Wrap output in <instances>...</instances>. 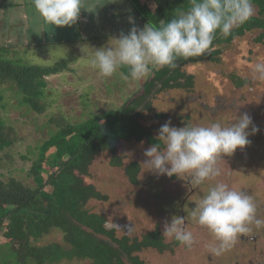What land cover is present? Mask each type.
<instances>
[{
  "label": "rangeland",
  "instance_id": "374dc122",
  "mask_svg": "<svg viewBox=\"0 0 264 264\" xmlns=\"http://www.w3.org/2000/svg\"><path fill=\"white\" fill-rule=\"evenodd\" d=\"M112 1L84 0L85 6L92 7V11L96 9V4L100 7L95 21H91L94 25H90L98 40H89L92 45L83 48L85 50L78 48L83 40H78L75 33L64 41L46 43V35L40 41L39 35L44 34L43 25L33 0H10L21 5L7 9V21H0V33H3L7 32L10 24L15 31L24 30L28 24L25 13L32 20L31 33L22 39L26 45L20 50L16 49V52L12 51L9 57L39 65H53L62 59L71 60L69 63L73 71L49 79V98L55 102L54 108L57 110L61 107L70 113L71 119L77 120L85 108L87 112L93 110L95 113L116 108V101L122 104L129 96L140 91L148 79L147 76L137 81L125 80L121 76V73L127 75L123 68L124 71L118 69L113 76L105 77L91 65L93 48L110 46L108 42L119 37L112 35L124 33L125 27L130 31L139 25L129 0ZM115 13L122 14L123 19L120 20L124 22V28H114L116 17L112 15ZM257 13L258 7L254 5L253 15ZM130 18L134 23L130 22ZM259 33L257 29L248 31L224 46L220 62L204 61L187 66L188 73L195 76L194 91L176 88L157 91L152 96L153 108L146 109L141 118L144 126L154 127L153 133L157 137L159 128L169 121L171 126L177 128L186 124L209 126L213 122L227 126L235 122L236 115L247 113L259 132L249 136L251 142L245 148H238L231 156L225 155L218 159L221 168L219 177L200 185H191L187 176L169 177L147 171L148 166L143 164L147 159L144 151L151 144L146 140L119 143L118 153L123 157V166L112 165L109 152L100 153L93 161L86 180L107 198L93 199L88 206L92 211L104 214L108 226L117 227L118 235L129 232L130 236L141 238L157 225L163 235L166 222L170 223L174 216L185 218V227L194 238L193 244H174V237L163 235L164 242L172 246L163 251L153 247L138 251L143 264H264V225L258 228L255 223L250 224L249 232L238 234L228 249L213 255L209 249L219 242L193 215L195 204L208 188L215 182H223L250 195L257 207V218L264 219V79L254 75L255 65L264 63V44L257 40ZM48 38L52 40L54 37ZM112 42L115 44L114 40ZM81 51L84 53L81 54ZM4 55L6 57L7 54ZM232 75L248 79V84L236 86ZM0 116L13 123L22 137L8 150L9 155L6 151L0 153V176L6 180L12 176L28 178L27 172L37 151L34 143L42 145L53 127L46 123L47 115L34 112L24 103L23 94L10 84L0 85ZM132 161L141 165L137 184H133L125 172V165ZM61 240L60 232H52L44 239L45 242ZM55 264H88V261L62 260ZM127 264H130L128 260Z\"/></svg>",
  "mask_w": 264,
  "mask_h": 264
},
{
  "label": "trees",
  "instance_id": "16d2710c",
  "mask_svg": "<svg viewBox=\"0 0 264 264\" xmlns=\"http://www.w3.org/2000/svg\"><path fill=\"white\" fill-rule=\"evenodd\" d=\"M129 2L140 18L139 29L148 23L158 26L162 20L167 22L191 8V0ZM252 3L258 7V13L235 27L228 36L217 32L204 55L178 58L177 67L154 71L140 91L122 104L116 101V108H107L102 113L87 112L85 108L77 120L71 119L70 113L61 107L56 110L55 102L49 98V79L73 71L70 59L53 65L24 63L20 58L8 56L13 51L11 46L0 44V85L14 86L23 94L24 103L38 114L45 113L46 123L53 127L42 145L34 143L37 151L27 172L28 178L12 176L6 180L0 176V264H55L62 260L88 261V264H127L128 260L130 264H143L138 251L148 247L163 251L172 246L164 242L158 225L141 238L130 236L129 232L118 235L117 227H109L104 214L88 206L91 200L107 196L88 183L86 177L96 156L102 152L111 153L112 165L123 166V157L118 153L122 141L146 140L151 145L159 142L153 133L154 127L141 123L143 112L153 108L152 96L157 91L175 88L194 91L195 76L188 73L187 66L204 61L220 62L224 46L248 31L260 30L257 40L264 44V0H252ZM14 7L7 0L0 3V10L4 12ZM124 29L127 34L129 28ZM123 69L125 73L128 71ZM231 79L238 87L248 84L246 78L232 75ZM21 139L17 127L0 116V153L6 151L9 155L8 150ZM140 170L137 161L125 165L133 184L139 182ZM52 232H60L62 240L45 242ZM173 243L180 242L174 239Z\"/></svg>",
  "mask_w": 264,
  "mask_h": 264
},
{
  "label": "clouds",
  "instance_id": "9594fccd",
  "mask_svg": "<svg viewBox=\"0 0 264 264\" xmlns=\"http://www.w3.org/2000/svg\"><path fill=\"white\" fill-rule=\"evenodd\" d=\"M33 4L44 21L55 27L74 25L81 10L87 9L84 0H33ZM253 14L252 0H191L188 11L167 22L162 20L158 26L148 23L143 29L132 27L127 34L121 32L113 38L110 46L93 48L91 65L105 77L127 68V75L121 73L123 79L141 80L161 68L177 67L178 58L204 55L217 32L228 36ZM130 22L134 23L132 18ZM254 75L264 79V63L255 65ZM257 132L259 128L247 113L236 115L235 122L227 126L213 122L209 126L186 124L177 128L169 121L159 128V142L144 151L147 159L143 164L155 174L187 176L191 185H200L219 177L218 159L245 148L251 142L249 136ZM256 211V204L246 192L215 182L195 204L193 215L219 242L209 249L211 254L219 255L235 242L238 234L249 232L250 224L255 223L258 228L264 225ZM163 235L186 246L194 242L181 216L165 223Z\"/></svg>",
  "mask_w": 264,
  "mask_h": 264
},
{
  "label": "crops",
  "instance_id": "0c3cea01",
  "mask_svg": "<svg viewBox=\"0 0 264 264\" xmlns=\"http://www.w3.org/2000/svg\"><path fill=\"white\" fill-rule=\"evenodd\" d=\"M3 1H5V0H0V3H2ZM12 3L15 5L16 8H17L18 5H21L18 2H12ZM112 3H113V1L110 2L111 5H112ZM95 7H96V9L93 8V11H92V7H90V6H88L87 9H82L77 22L74 25L70 26V27H68V26L55 27L52 24L46 23L44 21V19L40 15V18H41V21H42V25H43L42 26V31L44 33V34H41V36L39 35L40 41H41L42 36H44V35H46L47 39H48V42H46V43H51V42H54V41H64L65 39L70 38L71 37L70 35L72 33H75L74 36L77 37L78 40H83L81 42L82 44L78 45V48H80L81 50L87 49L90 45H92L89 42V40L93 41L94 38L96 37V34L92 31L93 27L90 29V25H92V26L94 25V24H91V21L92 20L95 21L96 13H97L98 10H100V7H99L98 4H96ZM6 15H7L6 12L1 11L2 19H0V21L2 20V22L3 21L6 22L7 21ZM133 15H135L137 17V20L140 21V18L137 16L135 11H133ZM24 18L27 20V23H28L27 25H29V26L26 27L27 25H25L26 28L24 27V30H22L20 32V31H15L13 29L12 25L10 24L7 32L4 31L3 33H0V44L4 43L7 46H11V49L13 51H16V49L20 50L21 48H24V46L26 45V41L22 40V39H24V37L27 36L32 31L31 30L32 29V27H31L32 20L30 21V16H28V14L25 13L24 14ZM120 19H123V18L121 16H119L118 18H115V22H114V25H115L114 28L115 29H119V28L123 27L122 24L124 22L121 21ZM94 27H96V26H94ZM49 36L50 37H54V38L52 40H49V38H48ZM80 36H82V37H80ZM101 36L104 37V35H101ZM112 37H115V36H112ZM80 38H83V39H80ZM96 40H98V39H96ZM99 41L103 42L102 40H99ZM110 41L108 43H110ZM86 46H88V47H86ZM83 48H85V49H83ZM81 52H82L81 54L84 53V51H81Z\"/></svg>",
  "mask_w": 264,
  "mask_h": 264
}]
</instances>
